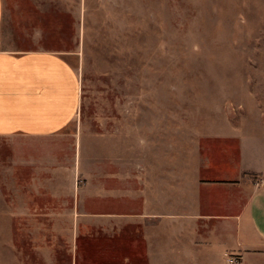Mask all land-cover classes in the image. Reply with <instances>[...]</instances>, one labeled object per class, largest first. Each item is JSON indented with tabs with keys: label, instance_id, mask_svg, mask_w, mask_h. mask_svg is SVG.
Wrapping results in <instances>:
<instances>
[{
	"label": "rangeland",
	"instance_id": "374dc122",
	"mask_svg": "<svg viewBox=\"0 0 264 264\" xmlns=\"http://www.w3.org/2000/svg\"><path fill=\"white\" fill-rule=\"evenodd\" d=\"M0 38L71 52L81 85L61 134L0 135V264H147L101 213L149 182L260 181L264 0H3Z\"/></svg>",
	"mask_w": 264,
	"mask_h": 264
},
{
	"label": "crops",
	"instance_id": "0c3cea01",
	"mask_svg": "<svg viewBox=\"0 0 264 264\" xmlns=\"http://www.w3.org/2000/svg\"><path fill=\"white\" fill-rule=\"evenodd\" d=\"M3 0H0V29ZM0 135L51 137L76 123L81 85L71 52L1 47ZM255 185L238 201L232 178L149 182L134 191L133 212L101 213L104 229L138 227L147 264H259L264 250V166ZM255 255V256H254Z\"/></svg>",
	"mask_w": 264,
	"mask_h": 264
},
{
	"label": "built area",
	"instance_id": "2783aa9c",
	"mask_svg": "<svg viewBox=\"0 0 264 264\" xmlns=\"http://www.w3.org/2000/svg\"><path fill=\"white\" fill-rule=\"evenodd\" d=\"M228 264H241V256L239 254H227Z\"/></svg>",
	"mask_w": 264,
	"mask_h": 264
}]
</instances>
